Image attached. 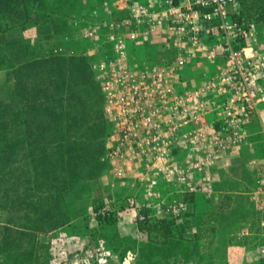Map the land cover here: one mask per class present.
Masks as SVG:
<instances>
[{"label":"built area","instance_id":"2783aa9c","mask_svg":"<svg viewBox=\"0 0 264 264\" xmlns=\"http://www.w3.org/2000/svg\"><path fill=\"white\" fill-rule=\"evenodd\" d=\"M239 3L144 0L107 22L113 52L97 68L110 123L103 160L125 202L118 207L108 194V210L132 213L139 223L189 220L185 196L211 195L221 158L249 136L250 122L264 112V49L253 44L255 24L238 18ZM158 33L165 34L164 47L192 59L178 54L139 63L128 41L144 45ZM189 63L202 81L184 73ZM257 176L253 198L260 195L264 206V165ZM259 251L264 259V238Z\"/></svg>","mask_w":264,"mask_h":264},{"label":"rangeland","instance_id":"374dc122","mask_svg":"<svg viewBox=\"0 0 264 264\" xmlns=\"http://www.w3.org/2000/svg\"><path fill=\"white\" fill-rule=\"evenodd\" d=\"M133 1L39 2L30 22L9 28L6 32L8 42L0 46V96L4 95V86L8 84L4 75L9 64L7 56L17 54L23 62L43 61L41 77L54 68L74 86L82 80L71 76L60 60H51L83 56L99 83L97 68L113 52L112 44L104 35L107 22L111 17H124L123 11L128 8L126 3ZM93 27L97 34L91 37L88 30ZM253 44L257 50L264 49V29H257ZM128 45L129 52H136L142 60L139 56L144 52L143 45L132 41H128ZM32 73L34 70L26 72V81ZM104 103L101 105L102 117H96L91 134L105 143L108 119ZM248 129L249 136L244 143L235 152L223 155L227 165L219 162L214 170V190L211 195H200L185 236L180 234V237L178 233L164 245L158 240L155 243L154 233L149 232L147 226L141 227L134 214L128 212L117 214L111 224L100 221L95 207L102 192L104 196L115 197L118 207L125 203L120 199L124 196L122 185L111 174L102 155L97 167L87 166L83 170L85 177L73 185L70 220L55 229L38 232L37 238L49 245L48 249L41 248L38 260L0 256V264H264L259 251L264 238L263 199L260 195L253 198L258 185L257 167L264 165V112L250 122ZM253 161L258 163L255 165ZM23 165L15 168L18 173L26 174L28 166ZM22 212L15 218L17 220L20 215V222L24 224L28 222L29 212L24 218Z\"/></svg>","mask_w":264,"mask_h":264},{"label":"trees","instance_id":"16d2710c","mask_svg":"<svg viewBox=\"0 0 264 264\" xmlns=\"http://www.w3.org/2000/svg\"><path fill=\"white\" fill-rule=\"evenodd\" d=\"M41 1L0 0V46L7 44L9 28L30 22L35 5ZM239 2L238 18L264 29V0ZM7 59L4 75L8 84L0 96V256L37 261L41 248H49L37 238L38 232L55 229L70 220L73 185L85 177L83 170L87 166L97 167L105 153L106 141L91 134L96 117H102L104 95L83 56L51 60H60L71 76L82 80L75 86L54 68L41 77L40 59L23 62L20 54ZM31 70L35 73L26 81L25 74ZM106 123L109 133L110 123ZM23 164L28 166L26 174L15 168ZM185 197L190 204L189 220L177 223L171 218H158L139 223L154 233L155 243L158 240L164 245L178 233L185 236L200 195ZM20 211H24L22 218L29 212L28 222L21 223L20 215L16 220ZM95 214L107 224L117 219V212L105 207L103 192Z\"/></svg>","mask_w":264,"mask_h":264},{"label":"crops","instance_id":"0c3cea01","mask_svg":"<svg viewBox=\"0 0 264 264\" xmlns=\"http://www.w3.org/2000/svg\"><path fill=\"white\" fill-rule=\"evenodd\" d=\"M135 2H141V0H135L133 2H127L126 5H127V7H130ZM126 11L128 12V9H126ZM164 40H165V34L160 35V33L153 36L151 39L146 40V42L143 45L144 46V48H143L144 52H141L142 56H139V57H141L143 59L145 58V60H148V61H160L161 59H164V58H168V59L175 58L176 56H178V54L179 55L182 54V55L186 56L187 62L192 59L191 57H189L188 52H178V51L172 50L170 48L164 47L163 46ZM145 46H149V47L147 49H145ZM134 53H136V52H134ZM138 59H139V63L142 62V61H140V58H138ZM192 66H193V64L189 63V65H187L186 70H184V73H186L187 76H188V74H190V76H188V77H191V79L193 81L198 83V82L202 81V79L199 78L201 75V72L199 71L196 73V72L190 71L192 69ZM187 72H189V73H187ZM235 151H232V152H235ZM220 165H227L225 156H223L221 158Z\"/></svg>","mask_w":264,"mask_h":264}]
</instances>
